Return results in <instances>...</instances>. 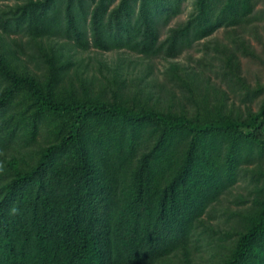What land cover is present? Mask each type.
Instances as JSON below:
<instances>
[{
  "label": "trees",
  "instance_id": "16d2710c",
  "mask_svg": "<svg viewBox=\"0 0 264 264\" xmlns=\"http://www.w3.org/2000/svg\"><path fill=\"white\" fill-rule=\"evenodd\" d=\"M261 1L0 0V160L13 149L32 155L0 168V264H160L177 255L191 264L205 216L241 177L258 194L237 214L241 229L228 232L218 264H264V167L243 166L264 156V100L245 118L230 97L191 114L110 100L75 77L59 41L176 59L222 28L259 27ZM206 48L185 72L191 82L210 79ZM226 50H215L216 74L239 83V57ZM111 81L103 92L124 89L118 74Z\"/></svg>",
  "mask_w": 264,
  "mask_h": 264
},
{
  "label": "rangeland",
  "instance_id": "374dc122",
  "mask_svg": "<svg viewBox=\"0 0 264 264\" xmlns=\"http://www.w3.org/2000/svg\"><path fill=\"white\" fill-rule=\"evenodd\" d=\"M5 3L0 2V6L3 7ZM260 7H264V0L260 2ZM184 10V14L177 19L187 17L190 9ZM174 21L170 26L176 24ZM167 30L168 28L164 29L162 37L166 35ZM59 41L65 43L68 48L67 53H70L76 62L75 77H86L87 81H94L96 91L98 93L101 91L110 100L116 97L123 98L132 105L150 103L163 109L185 111L191 114L197 107L200 108V105L204 107L208 98L230 97V104H233L234 111L244 118L249 112L258 110L264 100V92L247 95V89L255 92L264 86V23L256 28L249 23L245 30L244 28H222L176 59L148 58L125 49L81 50L72 42ZM206 47L210 48L206 60L214 63V67L213 71L207 69L209 81L197 84L191 82L185 72L187 74V71L190 73L192 69H198L197 60L205 52L207 53ZM227 48L230 49L226 50ZM217 49L221 52L226 50L239 57L241 75L239 83H229L222 76H217L219 61L213 60ZM23 58L26 59L27 55H23ZM175 63L180 67L178 72L172 69V64ZM29 66L33 72L40 73L35 62L29 63ZM115 74L125 79L122 81L124 89L115 93L111 86L103 92L101 88L112 85L111 78ZM176 76H183L184 80ZM191 89H194L195 93L190 92ZM14 155L23 156L26 159L32 156L28 150L13 149L3 155L0 168H6V161ZM243 166L259 170L264 167V156L262 160ZM249 183L248 179L246 181L241 177L236 186L230 190L231 192L227 193L205 216L204 225L198 229V233H201L198 235L201 237L199 240L201 243L191 252L193 259L191 264H218L228 253L231 237L234 236L228 232L234 233L241 229L242 223L237 214L244 213L258 194L254 185ZM160 264H185V261L182 256L177 255Z\"/></svg>",
  "mask_w": 264,
  "mask_h": 264
}]
</instances>
